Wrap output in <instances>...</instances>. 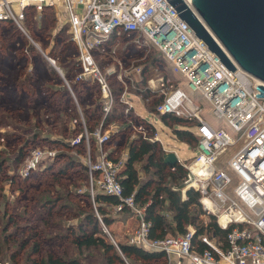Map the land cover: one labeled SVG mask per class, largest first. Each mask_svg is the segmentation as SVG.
I'll list each match as a JSON object with an SVG mask.
<instances>
[{
    "label": "built area",
    "instance_id": "built-area-1",
    "mask_svg": "<svg viewBox=\"0 0 264 264\" xmlns=\"http://www.w3.org/2000/svg\"><path fill=\"white\" fill-rule=\"evenodd\" d=\"M186 1L191 5L190 0ZM12 2L19 4L17 12ZM45 6L65 15L72 40L80 51L76 79L90 75L98 82L105 112L116 101L109 83L114 68L102 67L95 51L105 53L120 39L138 46L153 44L173 71L180 73V78L160 74L155 89L147 85L151 91L145 99L150 103L155 98V113L179 115L193 121L198 152L181 161L188 170L186 182L199 191L203 209L216 216L220 227L227 229L233 225L228 233V245L221 247L204 235L203 240L210 247L197 251L191 242L192 227L185 234L151 237L150 223L143 215V208L135 202L134 194L123 195L118 171L124 159L108 156L102 144L108 134H103L100 127L91 132L99 142L96 156L89 144L85 151L92 199L97 191L115 194L122 200L117 208L126 204L135 210L138 223L130 243L147 250H162L165 264H264V97L256 95L261 92L258 84L264 82L222 47L235 66L233 71L229 69L168 0H0V20L12 21L24 31L27 8L41 11ZM47 59L55 66V58L47 56ZM195 93L205 103L195 101L192 97ZM74 121L85 125L81 109ZM85 130L71 140L72 144L82 137L88 139ZM142 133L147 134L144 129ZM240 138H244V145L219 162ZM55 154L53 148L32 146L21 174L27 175L40 159L53 158ZM228 168L238 178L232 188L229 186L233 175ZM100 220L108 231L101 217Z\"/></svg>",
    "mask_w": 264,
    "mask_h": 264
},
{
    "label": "rangeland",
    "instance_id": "rangeland-1",
    "mask_svg": "<svg viewBox=\"0 0 264 264\" xmlns=\"http://www.w3.org/2000/svg\"><path fill=\"white\" fill-rule=\"evenodd\" d=\"M11 5L15 12L19 10L17 2H12ZM45 9L49 15L45 17V21L41 11L33 7L27 9L25 16L27 19L23 22L24 31L12 21L0 20V165L3 164L0 173V262L31 264L26 259L27 252L31 248L32 241L38 239L44 250L58 249L64 257H77L83 261V264H105L99 247L79 248L67 240L51 244L42 239L45 237L33 236L34 229L38 230L41 236L43 234L62 236L68 226L77 223L81 216L79 214L89 209L93 202L90 197L89 177L78 185L76 179L82 177L79 169H73L74 171L68 174L58 172L59 167L70 159L69 155L84 162L85 153H79L77 150L67 151V147L61 141H49L46 138L38 139L37 142L32 141L27 152L32 146H41L55 149L56 154L53 158L40 159L36 168L28 173L34 171V174L27 177L28 174L23 175L20 172L24 160L17 170L13 163L19 143L25 140V136L31 137L37 133L42 136H51V138H63L65 134L64 141L72 144L71 140L77 134L84 132L86 126L85 134L87 132L88 139L85 137L80 139L85 140L82 149L85 148L83 151H86L89 144L92 153L96 156L99 142L91 135V132L96 127H100L103 134H108L102 142L105 150L109 151L115 143H118L117 150L120 154L115 157L125 159L127 145L135 134L142 132V129L147 132L146 135L150 134L148 132H151V128L147 125V121L151 123L155 131L151 134L153 136L158 134L160 142L168 151L177 150L180 160H189L198 152V149L177 138L174 128H190L191 130L196 128L192 123L187 125L165 120L159 113L150 110L144 99L137 94V86L141 87L137 82L141 80L143 70L140 71L139 67L147 66L149 72L145 74L146 84L153 89L159 83L157 71L165 70L169 77H181L180 73L173 71V67L156 45L138 46L133 41L120 39L111 48L108 47L105 53L95 51L102 67L113 66L114 68L109 75V83L113 90L121 87V90L115 93L116 101L108 112H105L102 103L98 105L96 95L99 87L97 85L89 87L87 83L80 82L77 89L73 87L74 85L72 86L67 77L80 81L91 76L86 75L76 79L80 71L78 63L80 51L72 40L65 15L58 13L54 7ZM52 11H55V15ZM44 22L50 25H45ZM50 51L53 55L47 53ZM47 56L56 59L55 66L47 59ZM151 56L158 59L153 62V67L152 64L147 63ZM67 68L72 69L70 76L65 75ZM192 97L199 103H205L199 94L195 93ZM94 102L97 103L98 108L97 120L89 119L86 115V112L90 114L89 111L85 112L82 108ZM120 102L126 105L125 110L126 108L128 110L129 106L133 107L132 115L121 116L116 113L107 118L111 109L116 103L120 106ZM79 105L85 120V125L81 126L74 121L75 116L80 114ZM74 106L77 108L76 114H74ZM207 115L209 119H212L210 114ZM90 124L94 125L92 129L89 128ZM140 126L143 128L140 129ZM244 143V138H240L228 148L219 162L221 159L232 156ZM60 152L68 153L57 157ZM137 166L140 176L144 178L142 162H138ZM38 170L42 172L34 177ZM228 171L233 175V182L229 186L232 188L238 178L231 169L228 168ZM59 197L65 199H58L50 203L51 205L45 206L48 203L46 200ZM109 210L113 215L119 214L116 211L117 207L110 206ZM97 214L99 215L98 212ZM129 219L117 226V232L120 234L117 238L127 245L132 244L130 238L134 229H132L133 222ZM9 235L15 237L10 240ZM58 238L61 239V237ZM15 251L21 252L17 258L12 256ZM119 253L123 254L121 250ZM124 259V264H141L138 260Z\"/></svg>",
    "mask_w": 264,
    "mask_h": 264
},
{
    "label": "trees",
    "instance_id": "trees-1",
    "mask_svg": "<svg viewBox=\"0 0 264 264\" xmlns=\"http://www.w3.org/2000/svg\"><path fill=\"white\" fill-rule=\"evenodd\" d=\"M49 7L51 6H45L43 10H41V15L43 16L44 21L45 17L47 18L49 16L47 13L48 11H46L47 9L45 8ZM52 12L55 15V11ZM25 19L27 18L25 17ZM44 23L45 25H50V23ZM69 41L71 42V40ZM47 53H49V55H53L51 54L53 53L52 51ZM156 60L158 59L155 56H151L147 60L148 62H146L152 64L153 67V62ZM71 70V68H67L65 75L70 76L69 73ZM142 72V78L139 82H137L141 85V87L137 86V91L145 97L150 94L151 91L146 84L147 76L145 74L149 72L147 71V66L143 68ZM156 73H159V75H166L164 72L160 73L157 71ZM67 78L70 79L72 86L74 85L73 87L76 89L80 82L87 83L89 87L91 85L94 87L97 82H89L88 78L80 81H74L71 77ZM117 90H121V87L118 89L114 88L115 93H117ZM153 101L154 102L150 104V109L152 110L155 109V98ZM119 104L120 106L115 105L111 109L107 118L112 117L116 113L121 116L132 115V106H129V109L127 110L126 108L125 110L126 105L121 102ZM74 107V114H76L77 108L76 106ZM82 108L85 112L89 111L91 117L95 118L98 116L96 106H82ZM86 115L88 116L87 112ZM160 115L165 120H169L171 123L176 122L185 123L187 125L189 124V120L183 116L172 114ZM146 123L151 128V132H148L150 134L143 135L142 132L135 134L127 145L126 158L118 171V177L123 187V195L129 196L134 194L135 202L139 207L143 208V215L150 223L149 234L151 237H165L185 234L190 231V228L192 227L193 232L191 242L195 250L203 251L205 248L210 247L209 244L203 240L204 235H207L221 247H227L228 233L233 225L224 229L218 224L215 215L206 213L199 200V191L194 187L187 185V168L179 160L174 164H170L165 161L164 153L166 151L160 141L153 136L155 131H153L151 124L148 122ZM93 126V124H90L89 128L92 129ZM174 134L180 140L185 141L192 147L196 148L198 139L190 128H174ZM43 138H46L49 141L56 140L63 142L65 147H67V151L77 150L79 153H85V151H83L85 148L82 149V147H84L83 143L85 142L84 138L75 144H71L70 142H66L64 140L51 138L49 136H42L35 133L34 136L31 137L25 136V140L19 143L13 162L15 170L20 168V165L26 157L27 149L30 143L32 141L37 142L38 139ZM117 144L118 143H115L112 148L107 151L108 156L114 160H118V158L115 157L118 147ZM64 153L68 152H60L57 154V157ZM68 157H70V159H68L64 165L59 167L58 172L61 174H68L71 171H74L73 169H79L82 172V177L76 179V183L79 185L82 180L88 179V167L78 158H74L72 155H69ZM138 162H142L144 178L140 176L137 166ZM1 168H3V164L0 165V173L2 171ZM41 172V170H38L37 173L35 172L34 177L39 176ZM32 173L34 174V171L28 174L27 177L32 175ZM88 196H90L89 193ZM58 199L65 198L59 197L54 200H46L48 203L45 204V206L50 203H54ZM121 202V198L115 194L97 191L89 209H87L83 214H79V216H81L77 220V223L75 225L68 226L66 228V232L62 234V236H53L49 234H43L41 236L38 230H35L32 227V229H34L33 236L39 235L36 238L45 237L42 239H45V241H48V243L51 244L67 240L74 243L79 248L91 246L99 247L105 264H124L125 259L119 253L120 250L128 260H138L141 264H165L166 261L162 262V258H165L166 260L162 250H147L134 244H128V246L127 243L121 242L117 238L120 235L117 232V226L123 224L129 218L137 215L135 210L126 204H122L121 208H117L116 211L119 214H111L109 207H117L121 204ZM99 216L108 231L104 229ZM14 237L15 236L13 235L8 236L10 240ZM58 237H61V239ZM31 244V248L28 250L26 256V259L31 264H83V261L77 257H64L58 249L50 248L49 250H44L42 243H40L38 239L32 241ZM20 253L21 252L15 251L12 256L17 258V255ZM0 264L5 263L0 262Z\"/></svg>",
    "mask_w": 264,
    "mask_h": 264
},
{
    "label": "water",
    "instance_id": "water-1",
    "mask_svg": "<svg viewBox=\"0 0 264 264\" xmlns=\"http://www.w3.org/2000/svg\"><path fill=\"white\" fill-rule=\"evenodd\" d=\"M219 58L232 71L230 55L247 71L264 82V0H168ZM222 45V46H221ZM264 97V84H258ZM170 164L179 160L174 150L166 151Z\"/></svg>",
    "mask_w": 264,
    "mask_h": 264
},
{
    "label": "crops",
    "instance_id": "crops-1",
    "mask_svg": "<svg viewBox=\"0 0 264 264\" xmlns=\"http://www.w3.org/2000/svg\"><path fill=\"white\" fill-rule=\"evenodd\" d=\"M99 62H100V61H99ZM50 64H51V63H50ZM163 72H164L165 74H167L165 70H164V71L160 70V73H163ZM142 75H143V72H142ZM86 78H88V77H85V78H83V79H86ZM88 79H89V82L96 81V80H95L94 78H92V77H90V78H88ZM86 81H87V80H86ZM96 85L98 86V83H97V82H96ZM80 92L82 93L81 90H80ZM137 94L140 95V96L142 97V99H144L145 104L148 105V108L150 109V104H151L152 102L148 103V102L146 101V99H145V97L148 96L149 94L146 95L145 97H144L142 94L138 93V92H137ZM96 97H98V102H99L98 105H101V103H102V98H101V94H100V90H99V88H98V94L96 95ZM94 104H96V107H97V103H96V102H94V103H93L92 105H90V106L93 107ZM116 105H117V103H116ZM90 106H88V107H90ZM97 109H98V108H97ZM150 110H152V109H150ZM152 111H154V110H152ZM98 117H99V115L96 116L95 119H96V118L98 119ZM88 118L91 119V118H94V117H91V115L88 114ZM97 119H96V120H97ZM144 119H145V118H144ZM96 120H95V121H96ZM145 121H146V120H145ZM146 122H147V121H146ZM148 123H150V122H148ZM189 123H192V124L194 125L193 121H191V120H189ZM150 124H151V123H150ZM195 128H196V127H195ZM195 130H196V129H195ZM195 130H192V132L194 133ZM50 137H51V136H50ZM154 137L160 141V138H159V135H158V134L155 135ZM54 138H56V139H60V140H64V139H65V134H63V138H57V137H54ZM160 143H161V142H160ZM161 145H162V143H161ZM50 146H52V145H50ZM162 146H163V145H162ZM163 148H164L165 151H168L166 147L163 146ZM194 148H195V147H194ZM175 151H176V153H177L178 156H179L178 151H177V150H175ZM126 152H127V151H126ZM117 154H120V151L117 150V151H116V155H117ZM184 160H185V159H184ZM179 161H182V160H180V158H179ZM181 163H182V162H181ZM51 204H52V203H51ZM51 204H50V205H51ZM62 207H63V206H62ZM58 211H59V210H58ZM56 213H58V212H56ZM82 214H83V213H82ZM129 220L133 222L132 229L135 228L136 225H137V223H138V217H137V215L131 217ZM164 261H166L165 258H162V262H164Z\"/></svg>",
    "mask_w": 264,
    "mask_h": 264
}]
</instances>
